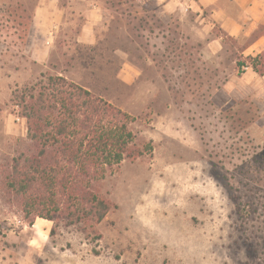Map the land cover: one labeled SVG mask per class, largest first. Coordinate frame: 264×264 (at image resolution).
Masks as SVG:
<instances>
[{
	"label": "rangeland",
	"instance_id": "374dc122",
	"mask_svg": "<svg viewBox=\"0 0 264 264\" xmlns=\"http://www.w3.org/2000/svg\"><path fill=\"white\" fill-rule=\"evenodd\" d=\"M94 1L109 21L95 59L63 37L39 65L29 53L38 0H0V264H264V107L233 63L257 33L235 40L216 27L226 53L203 58L177 20L139 0ZM124 57L142 72L131 84L119 76ZM48 73L137 117L139 140L153 142L152 155L124 161L100 183L116 207L86 230L59 219L31 224L5 187L28 145L12 93Z\"/></svg>",
	"mask_w": 264,
	"mask_h": 264
},
{
	"label": "trees",
	"instance_id": "16d2710c",
	"mask_svg": "<svg viewBox=\"0 0 264 264\" xmlns=\"http://www.w3.org/2000/svg\"><path fill=\"white\" fill-rule=\"evenodd\" d=\"M84 49L94 60L97 46H78L80 57ZM247 68L263 76L264 51L237 55L238 74ZM11 102L27 120L28 145L5 172L7 192L19 199L31 224L39 217L83 230L100 225L116 207L100 183L124 161L153 154V142L140 141L132 128L137 117L64 74H42L16 88Z\"/></svg>",
	"mask_w": 264,
	"mask_h": 264
},
{
	"label": "crops",
	"instance_id": "0c3cea01",
	"mask_svg": "<svg viewBox=\"0 0 264 264\" xmlns=\"http://www.w3.org/2000/svg\"><path fill=\"white\" fill-rule=\"evenodd\" d=\"M139 1L143 8L158 15L166 23L177 20L186 36L201 43L203 58H219L226 53L222 37L214 33L216 27L235 40L250 36L264 27V0ZM108 27L105 9L94 0H38L29 33V53L37 64L45 65L63 37L73 40L76 48L95 47ZM254 46L258 47L253 55L264 51V34L257 37L247 49L243 48L241 54ZM233 63L237 71L236 59ZM141 73L131 59H122L119 70L121 82L131 84L137 81ZM238 77L232 75V78ZM240 77L249 78L253 84L251 91L255 89L257 92L254 99L259 96L264 107V75L247 68ZM246 94L249 96L251 93Z\"/></svg>",
	"mask_w": 264,
	"mask_h": 264
},
{
	"label": "built area",
	"instance_id": "2783aa9c",
	"mask_svg": "<svg viewBox=\"0 0 264 264\" xmlns=\"http://www.w3.org/2000/svg\"><path fill=\"white\" fill-rule=\"evenodd\" d=\"M21 118H22V117H21ZM21 118H20V116H19L17 119L20 120Z\"/></svg>",
	"mask_w": 264,
	"mask_h": 264
}]
</instances>
